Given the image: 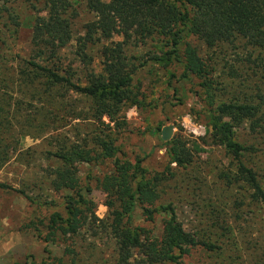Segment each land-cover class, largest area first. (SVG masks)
<instances>
[{
    "label": "trees",
    "instance_id": "trees-1",
    "mask_svg": "<svg viewBox=\"0 0 264 264\" xmlns=\"http://www.w3.org/2000/svg\"><path fill=\"white\" fill-rule=\"evenodd\" d=\"M70 1L44 0V15H35L31 21L30 56L18 65L13 81L6 79L0 67V168L17 153L15 145L20 137L56 132L49 131L48 126H59L61 121L51 113L47 117L41 108L20 115L23 109L19 102H12L9 96L16 82L24 89L29 87V100L42 107L47 104L65 110L63 92L77 94L87 105L82 112L74 107L67 110L71 121L85 122L84 129L91 127L83 137L75 127L73 140L50 134L45 141L44 178L51 191L66 192V196L63 214L49 215L42 237L43 243H63V257H47L41 264H76L71 239L81 229L112 241V264H180L182 246L218 251L220 247L211 241L231 237L236 222L247 224L257 215L264 218V0H78L93 13V19L84 24L82 35L75 40L73 54L83 65L81 83L56 65L59 51L72 41L74 15ZM11 23L17 26L14 18ZM115 35L120 41H112ZM188 37L207 50L239 44V64L222 68V76L229 81L221 90L216 88V67L199 56L196 48L185 41ZM154 38L163 40L166 48L160 57L140 61L126 53L129 46L137 47ZM99 43L102 71L95 73L88 69L91 57L86 49ZM149 59L162 67L170 62L179 64L182 78L199 81L209 106L219 91L218 102L208 112L206 135L212 145L223 149L227 159V166L216 173L215 179L224 189L234 190L237 197L232 203V216L218 207L211 212L207 232L201 234L206 236L205 241L184 230L170 205L157 204L160 174L149 176L139 158L130 163L115 157L113 132L123 125L119 114L124 107L140 103L132 78ZM105 117L107 123L102 120ZM240 126L261 140L255 144L238 140L236 130ZM163 146L170 163L182 167L190 162V153L176 139ZM104 161H110L111 170L93 178L107 209L104 219L98 220L87 198L90 187L79 185L77 166ZM17 192L33 201L24 188ZM135 207L148 223L155 215H164L159 236L134 224Z\"/></svg>",
    "mask_w": 264,
    "mask_h": 264
},
{
    "label": "rangeland",
    "instance_id": "rangeland-1",
    "mask_svg": "<svg viewBox=\"0 0 264 264\" xmlns=\"http://www.w3.org/2000/svg\"><path fill=\"white\" fill-rule=\"evenodd\" d=\"M70 3L74 15L71 19L72 41L59 51V64L56 65L69 71L72 79L81 83L83 65L73 54L75 40L82 35L84 24L93 19V13L78 0H71ZM43 4L44 0H0V67L6 79L11 78L13 81L18 65L30 56L31 21L35 15H44ZM12 18L16 20L17 26L12 25ZM112 41H120V37L115 35ZM185 41L196 48L201 58L212 61L216 67V88L221 90L229 81L222 76V68L239 64V44L207 50L194 38L188 37ZM101 45L95 44L86 49L91 57L88 69L95 73L102 71L99 57ZM164 50L163 40L154 38L145 40L137 47L129 46L126 53L143 61L154 56L160 57ZM181 50L182 46L178 49L179 54ZM182 72L179 64L170 62L162 67L161 63L151 59L135 72L132 85L139 90L140 103L124 107L119 114L123 125L113 132L116 139L115 157L130 163L139 158L142 160L140 166L149 176L160 174L162 180L157 187V204L170 205L184 230L205 241L206 236L201 237V234L207 232L206 228L212 220L211 212L218 207L232 216V203L237 195L234 190H226L216 181L215 175L227 166V159L223 149L212 145L206 135L208 112L218 102L219 91L214 93L213 105L209 106L205 92L198 86L199 81L193 77L182 78ZM62 95L65 98V110L47 104L42 107L41 103L30 101L29 87L24 89L17 82L9 92L11 101L19 102L23 109L20 115L26 116L32 109L41 108L46 111L47 117L51 113L61 121L59 126L58 123L48 126L49 131L55 129L56 132L44 135L31 133L33 138L31 135L20 137L15 145L17 153L0 168V264H41L47 257H63V243L59 240L51 243L42 241L49 215L52 212L63 214L66 196V192L51 191L44 178L47 164L43 155L45 141L50 134L64 135L73 140L75 127L83 137L84 132L91 127L84 129L85 122L71 121L69 118L71 112L67 110L70 107L81 112L86 110L87 105L81 97L71 92H63ZM56 100L61 101L59 98ZM186 115L191 118L188 130L183 124ZM102 120L107 123L105 118ZM167 125L173 127L171 139H176L190 153V162L182 167L169 162L164 142L159 138L160 128ZM194 125H201L203 134L193 133L190 129ZM236 136L246 144L261 140L248 135L245 126L237 128ZM110 170V161L77 166L79 185L90 187L87 198L91 200L94 216L98 220L104 219L107 209L105 197L95 187L93 178H100ZM23 188L32 202L17 192ZM133 217L135 225L150 229L152 235L159 236L164 215H155L153 221L148 223L144 221L139 208L135 207ZM247 222H236L231 237H223L216 243L211 241V244L220 247L218 251L182 246L180 264H264V218L257 215ZM71 242L77 253L76 264H112L110 256L113 243L100 233L92 236V233L81 229Z\"/></svg>",
    "mask_w": 264,
    "mask_h": 264
},
{
    "label": "water",
    "instance_id": "water-1",
    "mask_svg": "<svg viewBox=\"0 0 264 264\" xmlns=\"http://www.w3.org/2000/svg\"><path fill=\"white\" fill-rule=\"evenodd\" d=\"M172 128L173 127L171 125L163 126L160 128L159 138L162 142H167L171 139Z\"/></svg>",
    "mask_w": 264,
    "mask_h": 264
},
{
    "label": "clouds",
    "instance_id": "clouds-1",
    "mask_svg": "<svg viewBox=\"0 0 264 264\" xmlns=\"http://www.w3.org/2000/svg\"><path fill=\"white\" fill-rule=\"evenodd\" d=\"M134 111V110H133ZM105 121L107 122V118L105 117ZM191 123V118L190 116L186 115L184 117V120H183V124L186 128V130H188V125ZM202 128L201 125H194L190 130L195 133L196 135H201L203 134L200 129ZM106 211V209H104Z\"/></svg>",
    "mask_w": 264,
    "mask_h": 264
}]
</instances>
